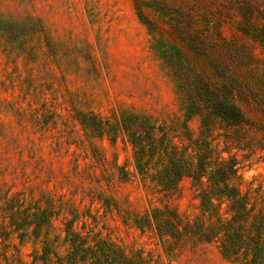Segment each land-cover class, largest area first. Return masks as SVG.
Masks as SVG:
<instances>
[{
  "label": "rangeland",
  "instance_id": "rangeland-1",
  "mask_svg": "<svg viewBox=\"0 0 264 264\" xmlns=\"http://www.w3.org/2000/svg\"><path fill=\"white\" fill-rule=\"evenodd\" d=\"M189 2L197 18H175ZM217 9L210 0H0V264H32L45 250L47 264L65 261L70 223L87 246L109 244L112 264H235L217 240L192 236L200 212L191 181L153 190L119 131L124 116H146L190 152L201 124L186 114L181 77L221 60L252 126L249 148L232 150L236 184L264 208V47L243 33L242 18ZM187 25L209 42L199 57L180 36ZM163 208L185 226L176 239L157 234L152 215ZM29 214L45 226L20 241L11 219Z\"/></svg>",
  "mask_w": 264,
  "mask_h": 264
},
{
  "label": "trees",
  "instance_id": "trees-1",
  "mask_svg": "<svg viewBox=\"0 0 264 264\" xmlns=\"http://www.w3.org/2000/svg\"><path fill=\"white\" fill-rule=\"evenodd\" d=\"M210 2L218 6L221 18L232 13L242 18L240 25L243 33L264 47V25L257 28L252 23V18H260L264 23V0ZM189 5L192 6L190 12L184 14L179 9L174 17L197 18L195 7L197 9L198 4ZM186 30L188 25L184 28V34L180 31V36L193 42V54L199 57L202 46L208 47L209 42L198 32H190V28L189 32ZM207 59L208 73L190 70L183 74L180 82L179 94L185 101L186 114L189 118H199L201 124L200 136L193 141L190 152L187 147L180 148L173 142L163 124L153 122L146 116H124L119 131L131 146L137 174L143 182L148 181L153 190L167 195L176 189L182 179L191 181L200 212V217L191 225L193 237L204 243L217 240L219 255L228 262L264 264V208H256L251 203L253 198L249 192L237 186L236 183L241 180L240 168L232 153L233 149L249 148L245 134L252 126L242 109V105H246L242 98L244 91L221 60L207 57L204 61ZM220 137L223 138V145L220 144ZM201 216L211 221L208 231L201 232ZM152 220L159 237L176 239L175 235L185 227L177 214L166 208L154 213ZM34 221V214H29L22 220L11 219L10 227L13 232H19L18 237L23 241L28 228H32L36 237V233L45 226L40 220ZM63 231L69 253L65 261L57 258L58 264H112L114 254L109 244L100 242L87 246L85 239L72 231V223ZM48 254L45 250L34 258L32 264L39 260L47 264ZM89 255H93L92 258Z\"/></svg>",
  "mask_w": 264,
  "mask_h": 264
}]
</instances>
